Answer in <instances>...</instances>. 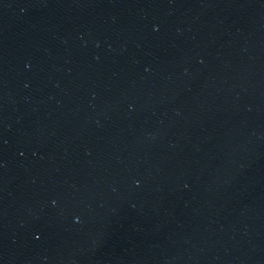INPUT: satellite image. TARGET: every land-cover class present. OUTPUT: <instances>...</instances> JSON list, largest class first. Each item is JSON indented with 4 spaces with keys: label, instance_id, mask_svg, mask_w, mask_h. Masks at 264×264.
I'll list each match as a JSON object with an SVG mask.
<instances>
[{
    "label": "water",
    "instance_id": "obj_1",
    "mask_svg": "<svg viewBox=\"0 0 264 264\" xmlns=\"http://www.w3.org/2000/svg\"><path fill=\"white\" fill-rule=\"evenodd\" d=\"M0 264H264V0H0Z\"/></svg>",
    "mask_w": 264,
    "mask_h": 264
}]
</instances>
